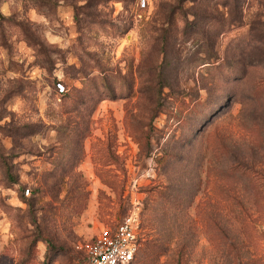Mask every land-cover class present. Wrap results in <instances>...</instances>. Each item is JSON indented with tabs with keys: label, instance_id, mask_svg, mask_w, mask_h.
<instances>
[{
	"label": "rangeland",
	"instance_id": "374dc122",
	"mask_svg": "<svg viewBox=\"0 0 264 264\" xmlns=\"http://www.w3.org/2000/svg\"><path fill=\"white\" fill-rule=\"evenodd\" d=\"M263 26L264 0H0V264L128 214L136 259L264 264Z\"/></svg>",
	"mask_w": 264,
	"mask_h": 264
},
{
	"label": "built area",
	"instance_id": "2783aa9c",
	"mask_svg": "<svg viewBox=\"0 0 264 264\" xmlns=\"http://www.w3.org/2000/svg\"><path fill=\"white\" fill-rule=\"evenodd\" d=\"M63 88V85L58 83ZM141 236L136 216L128 214L104 224L89 239L80 242V255L71 264H128L138 252Z\"/></svg>",
	"mask_w": 264,
	"mask_h": 264
},
{
	"label": "trees",
	"instance_id": "16d2710c",
	"mask_svg": "<svg viewBox=\"0 0 264 264\" xmlns=\"http://www.w3.org/2000/svg\"><path fill=\"white\" fill-rule=\"evenodd\" d=\"M258 44L261 47V65L264 67V26L261 28V42H258ZM262 79L264 81V78ZM159 160H162L161 156H159ZM166 249L167 246H165L164 241L161 239L157 237L147 238L141 247L139 257L136 259L137 252L128 264H134L135 260L137 264H158L161 254L165 253ZM170 264H182L181 254L179 255L178 253L176 257H173Z\"/></svg>",
	"mask_w": 264,
	"mask_h": 264
}]
</instances>
